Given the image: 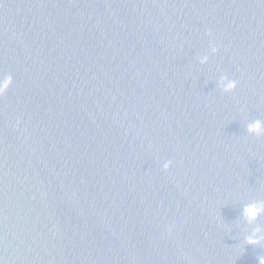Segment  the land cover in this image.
I'll use <instances>...</instances> for the list:
<instances>
[{"label":"water","instance_id":"95a60500","mask_svg":"<svg viewBox=\"0 0 264 264\" xmlns=\"http://www.w3.org/2000/svg\"><path fill=\"white\" fill-rule=\"evenodd\" d=\"M5 74L3 264H259L264 0H0Z\"/></svg>","mask_w":264,"mask_h":264},{"label":"clouds","instance_id":"9594fccd","mask_svg":"<svg viewBox=\"0 0 264 264\" xmlns=\"http://www.w3.org/2000/svg\"><path fill=\"white\" fill-rule=\"evenodd\" d=\"M212 51L215 52V48H213ZM207 59H208V57L205 55V56L200 58V62L201 63H205L207 61ZM12 80H13V78H12L11 75H8V74L0 75V95H2L6 90L9 89V87L12 84ZM235 87H236V81L235 80H227L224 83V90L225 91H229L230 92ZM261 129H262V123L259 120L253 121L252 123H250L248 125V130L250 132H253V133H260ZM169 165H170V162L169 161H165L162 164V167L164 169H168ZM262 211H264V208H261V207H259L256 204H248V205H246L244 207L243 214H244V216L247 217V219L249 221H251V220H255L256 217ZM259 242H260L259 237H255V236L247 237V243L248 244H256V243H259ZM0 264H3V262L0 261ZM259 264H264V257L259 258Z\"/></svg>","mask_w":264,"mask_h":264}]
</instances>
